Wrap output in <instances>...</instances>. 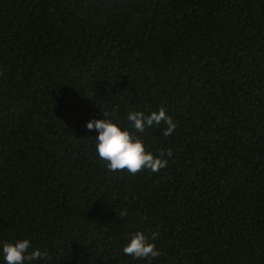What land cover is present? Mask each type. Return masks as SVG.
Instances as JSON below:
<instances>
[{
  "label": "trees",
  "instance_id": "obj_1",
  "mask_svg": "<svg viewBox=\"0 0 264 264\" xmlns=\"http://www.w3.org/2000/svg\"><path fill=\"white\" fill-rule=\"evenodd\" d=\"M160 107L169 136L127 119ZM104 112L167 166L109 171ZM137 231L159 256L123 253ZM22 239L31 264H264V0H0V245Z\"/></svg>",
  "mask_w": 264,
  "mask_h": 264
},
{
  "label": "clouds",
  "instance_id": "obj_2",
  "mask_svg": "<svg viewBox=\"0 0 264 264\" xmlns=\"http://www.w3.org/2000/svg\"><path fill=\"white\" fill-rule=\"evenodd\" d=\"M105 119H94L86 123L89 130H97L98 135L95 138V151L98 157L106 162L109 171L117 172L127 170L131 175L148 169L152 172H158L167 166V160L163 157H154L146 151L143 141L127 129L121 130V127L112 120L106 119L108 113L104 112ZM127 119L133 123L136 132L143 133L146 126L151 127L154 123L160 125L162 122L166 125L164 135L169 136L176 128L172 118L166 114L165 108L160 107L158 111H153L145 115L141 111L129 112ZM170 155V152L168 153ZM128 215L127 210H122L120 218ZM159 236L158 232L151 234V240ZM150 238L142 232L133 233L129 242L123 247V253L134 258H155L161 253L156 249L154 242H149ZM31 247L28 239L16 240L15 242H3L0 250L3 253V259L6 264H31L37 260H51L46 252H41L39 248Z\"/></svg>",
  "mask_w": 264,
  "mask_h": 264
}]
</instances>
